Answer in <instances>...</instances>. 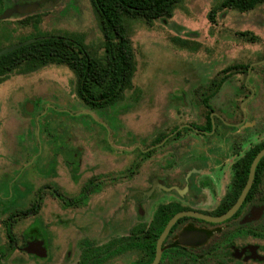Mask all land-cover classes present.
<instances>
[{
  "label": "rangeland",
  "instance_id": "obj_1",
  "mask_svg": "<svg viewBox=\"0 0 264 264\" xmlns=\"http://www.w3.org/2000/svg\"><path fill=\"white\" fill-rule=\"evenodd\" d=\"M220 2L182 0L174 7L171 18L151 24L141 18H126V32L135 50L137 71L133 88L126 91L122 101L108 108L88 110L77 97L76 77L65 64H49L28 74L13 73L0 83V129L12 135L13 143L32 144L34 141L42 145L44 139L40 136L36 116L44 109V117H61L81 125L76 137L85 147L87 166L82 182L108 169H112L115 176L110 183L103 181L99 193L66 212L60 210V203L45 199L41 211L32 216V225L44 229L50 257L46 260L13 257L6 264H74L83 239L103 247L111 239L128 233L140 218L134 210L126 212L117 207L131 188L145 184L153 174L162 173L163 162L173 159V147L164 150L162 145L155 147L141 167L133 168L131 176L127 177L125 170L138 161L141 146L152 145L157 134L170 132L183 123L205 124L210 108L205 106L203 98L215 88L214 80L217 83L226 76L228 67L241 65L242 69L229 72L218 95L208 104L220 114L224 105V117L229 122L238 123L243 114L246 126H253L259 134L264 132V3L243 12L220 10L213 23L209 13ZM4 25L0 22V50L48 32L82 38L94 54L103 51L104 35L91 0H63L44 14L40 25H11L15 28L11 34L5 35ZM27 107L31 112L25 109ZM233 109L235 117H232ZM25 116H30L32 123L24 125ZM31 127L37 130L31 131ZM214 127L210 134L200 135L194 130L196 144L206 147L214 142L230 146L232 141L222 134L218 119ZM249 136L251 134L236 135L234 142L253 138ZM190 142L193 140L185 137L181 143ZM117 146L125 150L138 149L132 153L103 150ZM71 187L70 191L79 189ZM135 258V255L121 253L104 264H132Z\"/></svg>",
  "mask_w": 264,
  "mask_h": 264
},
{
  "label": "flooded vegetation",
  "instance_id": "obj_2",
  "mask_svg": "<svg viewBox=\"0 0 264 264\" xmlns=\"http://www.w3.org/2000/svg\"><path fill=\"white\" fill-rule=\"evenodd\" d=\"M62 1L0 0V15L8 9L12 10L9 17L0 19V22L5 24V35L13 33L16 26H32L37 16L41 17L40 25L44 14ZM44 34L63 36L48 32ZM218 93L212 98L214 99ZM207 95L203 98V103L208 107L209 104L204 101ZM81 102L86 106L82 100ZM224 108L222 105V114L214 110L207 112L205 124L189 122L177 126L175 131L176 133L182 131L181 135L166 142L176 134L174 131V135L162 144L163 150L173 147V159L167 163L163 162L161 174H153L147 178L145 184L131 188L117 207V210L126 212L134 210L140 220L129 228L128 233L111 239L103 247H99L90 239H83L80 243L82 249L79 258L74 264L81 261L86 248L85 241L91 243L96 253L94 261L101 260L98 264H104L109 258L121 253L135 255L132 264L144 263L149 260L147 239L140 250L128 247L119 253L115 251V241L123 238L126 244H129L133 232L142 228L148 236L147 233L156 226L162 212L175 215L178 212L193 211L215 218L234 207L249 179L251 165L245 183H242L238 176L245 164L244 157L258 144L264 143V132L259 134V130L253 129V126H246L247 120L243 118L242 113L238 123L229 122L224 117ZM26 110L31 112L29 107ZM43 112L44 109L36 116L40 136L44 139L42 145L35 144L34 141L32 144L28 142L15 144L12 142V135H8V132L4 134V129H0V264H6L13 257H18L19 260L27 258L32 260V257L46 260L50 257L44 229L40 225H32V216L41 211L45 199L60 203V210L66 212L68 209L78 208L90 195L99 193L103 181L110 183L115 178L112 169H108L106 172L101 171L91 176L87 182H82L87 166L85 167L84 163L85 147L76 137L77 130L82 129L81 125L61 117H44ZM233 116L235 117L234 109ZM210 119L212 125L219 120L222 134L232 141L230 146L214 142L207 144L206 147L196 144L194 130H198L200 135L210 134L211 130L205 129ZM22 120L24 125H27L32 123L33 119L25 116ZM34 125H37V121ZM31 129L37 130L34 127ZM27 131L31 132L30 128ZM242 133L251 134L249 137L253 138H242V141L235 143L236 135ZM185 137L191 138L193 142L181 143ZM28 138L31 140L30 136ZM175 142H178V145H175ZM242 142L243 146L240 145ZM158 146L161 145H149L145 148L141 146L140 158L125 170V175L131 176L134 173L133 168L141 167L151 157L146 153ZM121 147L103 150L132 153L138 149L136 147L125 150ZM171 163L173 164L169 166ZM258 165L246 198L231 217L223 221H211L190 215L179 218L163 243L159 264H185L187 261L194 264V259L198 260L204 253L209 262L214 264H264V167L258 169ZM170 170L175 172L172 173ZM103 173L106 175H102ZM70 185L79 189L76 192L70 191L72 188ZM124 222L126 224L127 220ZM193 232L205 234L206 238L194 241V238L189 237ZM210 240L213 241L209 243ZM41 241L45 248L43 250L45 256L35 252H42L38 247ZM69 254L67 251L66 257Z\"/></svg>",
  "mask_w": 264,
  "mask_h": 264
},
{
  "label": "trees",
  "instance_id": "obj_3",
  "mask_svg": "<svg viewBox=\"0 0 264 264\" xmlns=\"http://www.w3.org/2000/svg\"><path fill=\"white\" fill-rule=\"evenodd\" d=\"M182 0H91L101 30L104 35L103 51L101 54L92 53L82 38L76 36H48L35 42L17 48L0 56V83L6 81L13 73L28 74L49 64H65L76 77L75 90L89 109L101 110L118 104L125 97L126 91L133 88V80L137 71V60L131 39L127 35L125 27L126 18H141L148 24L155 20L169 19L173 16L174 7ZM264 0H221L218 7L209 13L211 22H215L220 10L235 9L249 11L256 8ZM41 17L33 21V25H39ZM37 35L36 37H40ZM23 41V40H22ZM248 68V66H246ZM242 69V66L228 67L223 76L213 84L215 88L204 99L208 101L217 94L232 70ZM239 72V71H238ZM241 72H245L242 70ZM210 107V105H208ZM26 109V108H25ZM213 111L210 107L208 113ZM210 119L208 127L212 130ZM177 126L170 132L158 134L152 145L161 143L167 136L173 133ZM178 131L166 142L175 140L181 135ZM264 148V143L258 144L244 157L245 164L238 174L242 183L248 178L249 168L256 154ZM155 149L149 150L147 156H151ZM264 167V156L259 162L258 169ZM173 213L162 212L159 214L155 227L147 233L144 228L133 232L132 241L126 244L121 238L115 241L117 253L125 251L128 247L140 250L147 239L148 261L138 264H149L155 256L156 243ZM147 236V237H146ZM86 248L83 251L81 261L78 264H98L101 260L94 261L96 256L91 243L85 241ZM96 259V257H95ZM185 264H193L187 261ZM194 264H213L209 262L206 253L200 258L194 259Z\"/></svg>",
  "mask_w": 264,
  "mask_h": 264
},
{
  "label": "water",
  "instance_id": "obj_4",
  "mask_svg": "<svg viewBox=\"0 0 264 264\" xmlns=\"http://www.w3.org/2000/svg\"><path fill=\"white\" fill-rule=\"evenodd\" d=\"M11 14H12V10L8 9L3 14L0 15V19L9 17ZM41 38H44V37L31 38V39H27V40H24L22 42L16 43L14 45L8 46V47L0 50V56H2L4 54H7L8 52H11V51H13V50H15L17 48H20V47H22L24 45L29 44V43L35 42V41H37V40H39ZM214 128L215 127H214V124H213V129ZM174 133H176V131ZM174 133H172L169 136H167L158 145L164 144L165 141L169 137L174 135ZM263 156H264V149L260 150L257 153V155L255 156V158L253 159V162H252L251 168H250V174H249L248 182H247L246 187L244 188L241 196L239 197L237 203L234 205V207H232L225 214H223V215H221L219 217H215V218L210 217V216H206V215H203V214H200V213H196V212H193V211L178 212L175 215H173L171 217V219L168 221V223L166 224V226L164 227L162 233L160 234V236H159V238L157 240L155 258L150 264H159V262L161 260V257H162V253H163V243L166 240L171 228L174 226V224L177 222V220L179 218H181L182 216H185V215L197 216V217L205 218V219L211 220V221H223V220H226L227 218L231 217L237 211V209L240 207V205L242 204V202L246 198V196H247V194H248V192H249V190H250V188L252 186L253 180L255 178V172H256L257 165H258V163L260 162V160L262 159ZM189 237L194 238V241H196V240L197 241H201V240H204V238H206V235L202 234V233H198V232H195V233L193 232V233L189 234ZM38 247H40L42 252H37V251H35V252L38 255H40V256H45L46 254L43 253V250L45 249L44 246H43V241L40 242Z\"/></svg>",
  "mask_w": 264,
  "mask_h": 264
}]
</instances>
